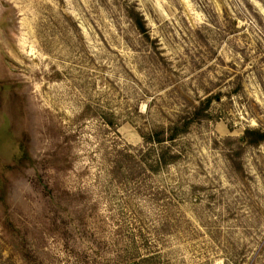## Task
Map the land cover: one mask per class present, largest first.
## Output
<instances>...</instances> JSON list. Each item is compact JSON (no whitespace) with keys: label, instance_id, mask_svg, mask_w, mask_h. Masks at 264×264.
I'll return each mask as SVG.
<instances>
[{"label":"rangeland","instance_id":"1","mask_svg":"<svg viewBox=\"0 0 264 264\" xmlns=\"http://www.w3.org/2000/svg\"><path fill=\"white\" fill-rule=\"evenodd\" d=\"M246 129L264 0H0V264H264Z\"/></svg>","mask_w":264,"mask_h":264},{"label":"trees","instance_id":"2","mask_svg":"<svg viewBox=\"0 0 264 264\" xmlns=\"http://www.w3.org/2000/svg\"><path fill=\"white\" fill-rule=\"evenodd\" d=\"M134 22L135 25L137 27V29L140 32H145L146 31V27H145V23L144 20L142 18V16L140 14H136V16H134ZM209 98H206L205 100H201V105L194 107V109L190 112L189 116L185 117L182 121L176 122L174 124V126L171 128V134H169V139L174 138L178 133H182L184 132L189 124L198 119L199 117L205 116L206 112L204 111L205 108L202 107V105L204 104V106L208 103ZM162 131H155V141H161V139L159 138V135ZM249 136V139H248ZM153 134L151 135V139H153ZM253 138H256L255 140H252ZM241 140H245L247 143H252V141H261L264 139V132H261L260 130H256V129H246L245 130V135L243 137H240ZM154 140V139H153ZM165 161V155L164 152L159 153L157 155V164L159 165L160 163ZM119 264H130V263H126V262H119Z\"/></svg>","mask_w":264,"mask_h":264}]
</instances>
